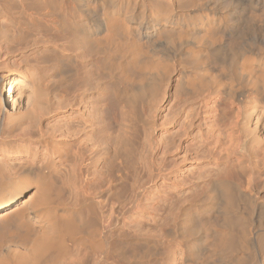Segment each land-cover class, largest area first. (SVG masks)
I'll list each match as a JSON object with an SVG mask.
<instances>
[{
  "label": "bare ground",
  "instance_id": "6f19581e",
  "mask_svg": "<svg viewBox=\"0 0 264 264\" xmlns=\"http://www.w3.org/2000/svg\"><path fill=\"white\" fill-rule=\"evenodd\" d=\"M31 1L53 6L54 20L92 53L115 90L142 101L157 93L175 69V86L186 96L196 94L215 103L216 120L226 118L225 107L231 110L235 119L226 138L235 141L238 158H264V0ZM49 33L48 26L39 31L40 42H46ZM4 53L0 46V66ZM36 71L22 67L0 76V264H60L71 243L82 239L92 249L104 248L95 264H113L109 225L101 239L95 235L100 202L87 191V178L81 200L64 199L57 185L55 165L70 158L73 131L54 124L66 110L51 108ZM92 77L93 72L82 67L75 72L74 84L88 90ZM81 103L68 100L62 106ZM95 119L99 121L90 133L94 143L107 133L105 118ZM92 161L86 158L89 163L83 168ZM231 177L209 179L204 204L181 210L177 231L184 239L181 253L186 262L244 260L250 230L241 199L249 213L258 200L254 187L245 190ZM83 207L88 208L87 217L82 216ZM263 250L252 264L261 263Z\"/></svg>",
  "mask_w": 264,
  "mask_h": 264
},
{
  "label": "rangeland",
  "instance_id": "374dc122",
  "mask_svg": "<svg viewBox=\"0 0 264 264\" xmlns=\"http://www.w3.org/2000/svg\"><path fill=\"white\" fill-rule=\"evenodd\" d=\"M33 2H0V46L6 50L0 76L33 67L51 108L66 110L54 123L73 131L70 158L55 165L58 189L64 199L81 200L87 178V191L100 202L95 235L101 239L106 224L110 227V263L190 264L181 253L184 239L177 231L181 210L204 204L207 181L228 175L245 190L255 188L258 201L251 213L246 201L240 204L250 233L239 264H252L264 249V158H238L235 141L226 138L235 119L231 110L225 107L226 118L216 120L215 103L196 94L186 96L175 86V69L157 93L132 100L115 90L92 53L59 26L50 3ZM47 26L51 33L43 43L37 34ZM82 67L93 72L88 90L74 84L75 72ZM68 100L82 103L62 106ZM96 117L105 118L107 133L94 143L90 133L99 121ZM88 157L93 161L86 172ZM81 211L82 216L90 214L87 207ZM104 251L82 239L71 243L60 264H95Z\"/></svg>",
  "mask_w": 264,
  "mask_h": 264
}]
</instances>
